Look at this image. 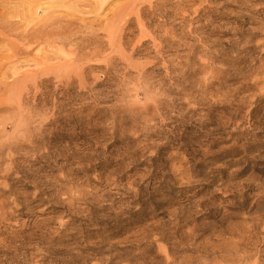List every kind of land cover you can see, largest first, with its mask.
Wrapping results in <instances>:
<instances>
[{"label":"rangeland","instance_id":"rangeland-1","mask_svg":"<svg viewBox=\"0 0 264 264\" xmlns=\"http://www.w3.org/2000/svg\"><path fill=\"white\" fill-rule=\"evenodd\" d=\"M0 264H264V0H0Z\"/></svg>","mask_w":264,"mask_h":264}]
</instances>
